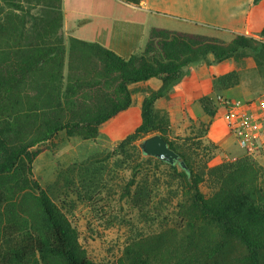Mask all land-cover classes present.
<instances>
[{
	"label": "trees",
	"instance_id": "16d2710c",
	"mask_svg": "<svg viewBox=\"0 0 264 264\" xmlns=\"http://www.w3.org/2000/svg\"><path fill=\"white\" fill-rule=\"evenodd\" d=\"M63 25L62 0H0V264H102L89 255L77 228L35 179L33 164L61 132L97 140L105 123L132 106L131 86L154 77L162 83L147 91L141 124L114 152L121 163L168 165L181 197L176 219L130 241L117 264H264V168L252 156L210 170L200 166L168 138L169 116L155 108L189 67L202 61L232 59L238 65L215 78V91L238 85L241 65L264 77V28L258 37L226 39L219 33L154 27L144 50L124 58L98 42L66 39ZM200 103L206 115L217 116L216 98L207 95ZM156 131L179 152V161L148 156L137 145ZM98 170L93 164H72L55 184L75 185L79 177L91 187ZM137 174L126 196L143 202L150 193ZM207 175L216 184L210 194L201 189Z\"/></svg>",
	"mask_w": 264,
	"mask_h": 264
},
{
	"label": "rangeland",
	"instance_id": "374dc122",
	"mask_svg": "<svg viewBox=\"0 0 264 264\" xmlns=\"http://www.w3.org/2000/svg\"><path fill=\"white\" fill-rule=\"evenodd\" d=\"M218 31L214 27L198 30L205 34H216ZM239 73L240 86L236 88L238 98L234 101L241 105H254L264 118V77L245 65H241ZM135 87L138 94L139 86ZM217 95L216 92L213 97ZM132 107H139V97H134ZM217 117L223 119L228 130L226 145L218 144L209 136L213 119L205 114L202 117L196 115L195 118L177 115L169 118L166 135L175 146L190 153L200 166L207 165L209 170L219 165L233 164L226 157L228 153L236 155L238 159L247 155L238 148L220 105ZM140 121L142 116L139 113H134L132 117L128 113L119 115L102 126L97 140L70 137L61 132L54 142L42 148L33 164L35 179L50 191L77 228L80 242L89 255L102 264H117L130 241L157 232L177 217V204L181 196L178 181L169 166L154 161L143 162L141 167L132 160L121 163L122 157L114 152L117 145L135 131ZM146 137L139 138L137 145ZM257 147L252 158L264 168V139L259 141ZM72 164L82 167L93 164L101 173L91 187L77 177L75 185L62 182V186L57 188L55 183L60 172ZM135 171L138 173L137 182L149 189L150 197L143 202L126 196V187ZM206 178L201 189L210 194L216 184L211 175ZM262 180L264 182V172ZM131 190L134 196L136 186H132Z\"/></svg>",
	"mask_w": 264,
	"mask_h": 264
},
{
	"label": "crops",
	"instance_id": "0c3cea01",
	"mask_svg": "<svg viewBox=\"0 0 264 264\" xmlns=\"http://www.w3.org/2000/svg\"><path fill=\"white\" fill-rule=\"evenodd\" d=\"M62 10V33L66 39L76 37L98 42L124 58L144 50L154 27L203 34L198 30L214 27L226 39L235 34L258 37L264 28V0L258 4L254 0H62ZM237 66L232 59L210 65L205 61L191 65L189 74L167 97L156 102V110L167 112L170 119L175 115L195 118L205 114L200 103L204 96L217 92L235 100L238 98L236 88L240 85L215 91V78L232 72ZM161 83L154 77L133 84V89L135 86L140 89L138 94L134 92V97H139V107L129 108L119 115H140L147 91L158 89ZM211 119L209 136L218 144L226 145L228 130L223 119L217 116Z\"/></svg>",
	"mask_w": 264,
	"mask_h": 264
},
{
	"label": "built area",
	"instance_id": "2783aa9c",
	"mask_svg": "<svg viewBox=\"0 0 264 264\" xmlns=\"http://www.w3.org/2000/svg\"><path fill=\"white\" fill-rule=\"evenodd\" d=\"M216 102L224 109L225 118L238 148L247 156L257 151L259 141L264 139V118L254 105H241L234 100L218 94ZM231 161L239 160L236 155L228 153Z\"/></svg>",
	"mask_w": 264,
	"mask_h": 264
},
{
	"label": "water",
	"instance_id": "95a60500",
	"mask_svg": "<svg viewBox=\"0 0 264 264\" xmlns=\"http://www.w3.org/2000/svg\"><path fill=\"white\" fill-rule=\"evenodd\" d=\"M139 146L146 155L156 157L170 164H174L181 159L179 152L173 149L160 133L145 138L139 143Z\"/></svg>",
	"mask_w": 264,
	"mask_h": 264
}]
</instances>
